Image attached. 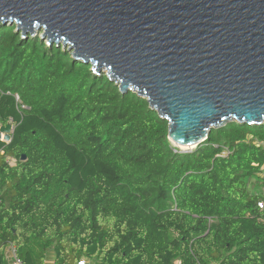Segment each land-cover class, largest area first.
<instances>
[{"label":"trees","instance_id":"trees-1","mask_svg":"<svg viewBox=\"0 0 264 264\" xmlns=\"http://www.w3.org/2000/svg\"><path fill=\"white\" fill-rule=\"evenodd\" d=\"M9 122L0 264L10 245L24 264L50 249L55 264H264V123L231 121L180 151L146 98L62 44L0 24Z\"/></svg>","mask_w":264,"mask_h":264},{"label":"water","instance_id":"water-1","mask_svg":"<svg viewBox=\"0 0 264 264\" xmlns=\"http://www.w3.org/2000/svg\"><path fill=\"white\" fill-rule=\"evenodd\" d=\"M0 24L42 32L146 98L177 145L264 123V0H0ZM13 132L0 125V139Z\"/></svg>","mask_w":264,"mask_h":264},{"label":"built area","instance_id":"built-area-1","mask_svg":"<svg viewBox=\"0 0 264 264\" xmlns=\"http://www.w3.org/2000/svg\"><path fill=\"white\" fill-rule=\"evenodd\" d=\"M225 154L227 153L226 151L224 152ZM263 198L258 202V206L260 209H264V189H263ZM9 251L10 255L12 257L11 264H24L22 259L18 256L17 254V248L15 245H10L9 246ZM86 259H82L79 261V264H85Z\"/></svg>","mask_w":264,"mask_h":264},{"label":"crops","instance_id":"crops-1","mask_svg":"<svg viewBox=\"0 0 264 264\" xmlns=\"http://www.w3.org/2000/svg\"><path fill=\"white\" fill-rule=\"evenodd\" d=\"M9 250L10 249L8 247V249H7V257H8L9 264H11L12 257L10 255V251ZM55 261H56L55 251L53 249L48 250V252L46 254V259L44 261V264H55ZM85 264H94V263L90 259H86Z\"/></svg>","mask_w":264,"mask_h":264},{"label":"rangeland","instance_id":"rangeland-1","mask_svg":"<svg viewBox=\"0 0 264 264\" xmlns=\"http://www.w3.org/2000/svg\"><path fill=\"white\" fill-rule=\"evenodd\" d=\"M41 33L42 32H39V34H37V35H40L41 36ZM46 40V39H45ZM46 42H47V40H46ZM48 44V43H47ZM102 73H105L104 71H102ZM172 144L177 148V149H179L180 151H184V152H188V151H192L193 149H195L196 147H190V148H187V149H182V148H180V146H178L177 144H175V143H173L172 142ZM263 190V189H262ZM261 190V191H262Z\"/></svg>","mask_w":264,"mask_h":264},{"label":"bare ground","instance_id":"bare-ground-1","mask_svg":"<svg viewBox=\"0 0 264 264\" xmlns=\"http://www.w3.org/2000/svg\"><path fill=\"white\" fill-rule=\"evenodd\" d=\"M178 146H180V148H182V149H187V148L192 147V146H187V145H178Z\"/></svg>","mask_w":264,"mask_h":264}]
</instances>
